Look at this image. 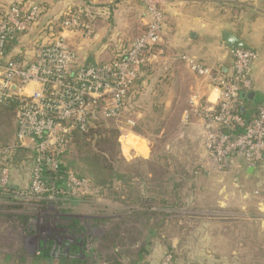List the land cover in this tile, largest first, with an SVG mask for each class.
I'll use <instances>...</instances> for the list:
<instances>
[{
  "label": "crops",
  "instance_id": "1",
  "mask_svg": "<svg viewBox=\"0 0 264 264\" xmlns=\"http://www.w3.org/2000/svg\"><path fill=\"white\" fill-rule=\"evenodd\" d=\"M14 1L17 0H0V17ZM20 1L43 6L40 23L13 44L20 47L11 57L25 62L34 58L32 45L49 41L54 35L62 36L77 53L79 66L108 62L139 38L150 20L139 0ZM69 12L79 15L86 27L76 31L63 29L61 20ZM164 14L163 42L134 87L130 104L136 129L144 135L140 141L144 147L142 160L144 164L155 162L169 172L174 165L173 175L185 185L190 181L191 197H184L183 203L191 204L190 211L198 215L194 225L200 228L193 238L204 244L197 250L208 254L228 247L224 254L234 256L231 241H246L264 234V160L251 166L235 156L226 172L204 168L208 161L204 125L192 111L191 100L198 94L201 99L216 103L219 95L180 56L191 55L212 68L230 71L234 60L224 32L239 36L258 55L251 68L253 88L249 92L254 95L248 99L249 92L244 94L243 107L248 118L255 116L264 106V0H166ZM87 29L92 30L90 35ZM156 141L164 143L158 158L149 148ZM153 174L150 170L146 173L148 177ZM13 187L21 186L13 183ZM243 214L259 220L240 219L238 215ZM235 234L241 238L228 237ZM210 241L223 243L213 250L205 244Z\"/></svg>",
  "mask_w": 264,
  "mask_h": 264
},
{
  "label": "built area",
  "instance_id": "2",
  "mask_svg": "<svg viewBox=\"0 0 264 264\" xmlns=\"http://www.w3.org/2000/svg\"><path fill=\"white\" fill-rule=\"evenodd\" d=\"M139 1L150 15L144 32L110 61L88 66L77 64V53L59 35L32 45L34 58L29 62L11 57L20 45H14L9 51L10 45L6 44L40 23L41 4L17 0L0 17V107L10 99L18 101L16 143L0 144V187L4 191H9L11 174L3 160L15 147L33 153L27 191L45 193L50 188L43 171L58 168L74 132L85 131L101 119L121 121L124 118L132 89L164 39L166 0ZM61 27L76 31L86 26L79 15L69 12L62 18ZM86 32L90 35L92 30ZM231 54L233 67L227 72L195 57L180 56L194 74L218 91L216 103L203 100L198 94L191 100L192 111L201 117L204 125L208 155L204 168L217 172L228 171L235 156L242 157L251 166L264 160V106L255 116L247 118L241 114L238 103L240 96L253 88L251 68L258 55L252 48H232ZM133 124L129 116L127 125ZM67 186L71 194H85L92 187L90 180L73 173L67 177ZM27 191L17 189L16 193L23 195ZM171 260L168 254L163 264Z\"/></svg>",
  "mask_w": 264,
  "mask_h": 264
},
{
  "label": "trees",
  "instance_id": "3",
  "mask_svg": "<svg viewBox=\"0 0 264 264\" xmlns=\"http://www.w3.org/2000/svg\"><path fill=\"white\" fill-rule=\"evenodd\" d=\"M15 40V38L10 39L6 44L10 45L9 51L14 46ZM145 69L146 67L144 68V72ZM133 96L132 89L128 100V110H126L130 114L133 113L130 107V104L133 102ZM245 99L244 94H242L238 103L241 114L247 117L243 110ZM17 109L18 101L14 99L8 100L0 107V144L2 145L13 146L16 143L18 128L15 122V114ZM106 121L114 120L101 119L90 125L85 131L74 132L71 136L68 150L61 156L58 168L55 171L44 169L43 175L48 184H52V191L57 196L70 198H76V196L100 197L106 191L109 192L110 195H108L114 201L123 204L125 209L115 212L120 215L118 221H113L109 211H100V214L104 216L81 217L70 215L65 210L64 212L67 215H64L58 221L57 226L64 230L62 233H68L73 236L74 241L70 242L65 239L63 244L60 245L55 240V234L51 235L47 241L40 240L38 246L39 254L32 256V264H43L45 262H48L46 264H148L147 257L150 254L153 243L150 236H157L162 224L160 222L158 224L152 223L151 220L158 218V220L162 221L163 217L160 214H167L168 208L172 209L183 206L184 196L181 191L185 187V183L174 175L166 174V169L165 172L160 171L163 167L159 164L160 170H157L159 172L156 175L153 174L151 177L146 175L149 170L145 165L140 164L136 168L121 169V166L114 164L115 159L109 149L101 153H90L82 157L88 164V169L81 170V172L75 170L77 162L74 159L67 162V164L63 162L65 157L70 153L74 143H78L77 141L84 139V137L93 136L94 134L98 135L100 143L107 144L110 142L113 149L117 144V130L113 129L109 136L105 127H99ZM25 154H28V156H24ZM26 159H32L33 166V153H30L27 149L15 147L7 159L3 160V162L6 161L10 168V188L9 191H4L0 187V197L12 202L9 205L11 208H21L25 203L26 197L33 195L27 191L31 182L32 170L29 171V184L27 183L26 186L15 188L12 182L13 173L25 167ZM1 167L2 165H0V172ZM153 169L156 170V165H153ZM70 173H73L78 178L90 180L91 191L85 194L69 193L67 177ZM89 177H94L97 180L94 182L98 185ZM152 179L156 180L154 184L151 182ZM117 180L121 181L122 186L113 189L114 183ZM17 189L27 192L20 195L16 193ZM49 194V192H45L41 193L40 196L46 197ZM13 218L20 221L25 233L36 234V231L32 230V216L28 212L15 214ZM138 224L145 229V234L141 230H136ZM98 228H101L100 231L97 230ZM141 236L145 237V239L141 240ZM66 242L70 244L68 249H65ZM19 250L25 255L21 256V261H25L27 255L24 245ZM6 257L10 258L12 256L7 252Z\"/></svg>",
  "mask_w": 264,
  "mask_h": 264
},
{
  "label": "rangeland",
  "instance_id": "4",
  "mask_svg": "<svg viewBox=\"0 0 264 264\" xmlns=\"http://www.w3.org/2000/svg\"><path fill=\"white\" fill-rule=\"evenodd\" d=\"M129 116L130 113L126 112L124 113V118L121 120L122 122L115 120L106 121L99 126L101 128L105 127L109 136L113 129L117 130V144L113 149L110 142L107 144L100 143L98 135L94 134L93 136L84 137V139L77 141L78 143H74L70 153L65 157L63 162L67 164V162L74 159L77 162L75 170L81 172V170L88 169V164L82 157L90 153H101L109 149L115 159L114 164L121 166V169L136 168L141 164L145 165L148 170L154 171L156 175L157 172H159L157 170H160L157 163H143L142 157L144 147L140 144V141L142 139L141 137L144 135L142 131L140 132L136 129L137 124L135 122L133 125H127V118H129ZM12 140L14 141V139ZM163 146L164 143L156 141L149 145V148H151V153L158 158L157 155ZM29 152L31 153V150H29ZM24 156H28V154ZM25 162V167L16 170L12 176V182L20 186H26L29 181V171L33 169L32 159H26ZM30 164L31 166H29ZM153 165H156V170L153 169ZM173 166L174 165H172V170H170L171 172L167 171L166 174L173 175L176 172ZM72 168L74 169V167ZM161 169L160 171H166L164 168ZM89 178L92 179L93 182L97 181L94 177ZM151 182L154 184L156 180L152 179ZM95 184L98 185L97 183ZM121 186V181L117 180L114 183L113 189ZM51 187L52 184L50 183V190L48 191L50 194L48 196L44 197L40 196V194H33L26 197L24 205L18 209L9 207L12 202L0 197V264H32V256L39 254V241H47L50 239V236L54 234L55 240L59 242L60 245L63 244L65 239L70 242L74 241L73 236L68 233H62L64 230L57 226L58 221H60L64 215H67L66 212H64L65 210L68 211L70 215L81 217L104 216L100 214V211H109L113 221H118L120 215L115 212L125 209L123 204L114 201L113 198L109 196V192L106 191L100 197L76 196V198H70L57 196L53 193ZM190 190L191 184L188 180L183 188V196L185 198L188 196L189 198L191 197ZM183 206L184 207L180 210L168 208L167 214H160V216L163 217L162 221L160 219L158 220V218L151 220L152 223L158 224L160 222L162 224L160 225L157 236H150L153 243L151 245L150 254L147 257L148 264H163L165 256L168 254H171L172 260L167 264H264V234L260 237H250V240L246 241H240V239L231 241L230 244L233 246L232 250L235 253L234 256L224 254L228 251V247L223 249L220 247L221 249L208 253L209 255L206 252L198 251V246L204 244L200 240L193 238V233H196L200 228V226L194 225V221L198 219V215L190 211L191 204L188 206L187 204H183ZM23 212H28L32 216V230H35L36 234L32 235L25 233L20 221L13 218L15 214ZM238 216L240 219L259 220L258 217H254L250 214ZM191 223L193 226H191ZM100 229L101 228H98L97 230L100 231ZM136 230H141L143 234H145V229L139 226V224L136 226ZM219 236L226 237V235ZM212 237L216 236L212 235ZM228 237L241 238L236 234L228 235ZM142 239H145V237L141 236V240ZM222 243L223 241L205 242V244L210 246L213 250L215 246H221ZM23 245L27 255L25 261H21V256L25 255L19 250ZM69 246L70 244L66 242L65 249H68ZM7 252H9L12 257L7 258ZM46 263L48 262L43 264Z\"/></svg>",
  "mask_w": 264,
  "mask_h": 264
},
{
  "label": "water",
  "instance_id": "5",
  "mask_svg": "<svg viewBox=\"0 0 264 264\" xmlns=\"http://www.w3.org/2000/svg\"><path fill=\"white\" fill-rule=\"evenodd\" d=\"M224 40H225V43L232 48H248L249 47L247 43L243 41L239 36L229 31L224 32ZM253 95H254V92H249L247 94L248 99H252Z\"/></svg>",
  "mask_w": 264,
  "mask_h": 264
}]
</instances>
